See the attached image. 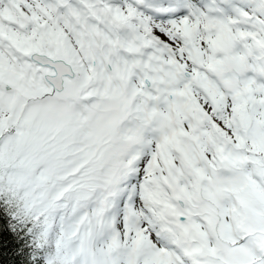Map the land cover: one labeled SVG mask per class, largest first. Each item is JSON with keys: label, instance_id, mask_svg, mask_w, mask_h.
<instances>
[{"label": "snow or ice", "instance_id": "obj_1", "mask_svg": "<svg viewBox=\"0 0 264 264\" xmlns=\"http://www.w3.org/2000/svg\"><path fill=\"white\" fill-rule=\"evenodd\" d=\"M0 264H264V0H0Z\"/></svg>", "mask_w": 264, "mask_h": 264}]
</instances>
